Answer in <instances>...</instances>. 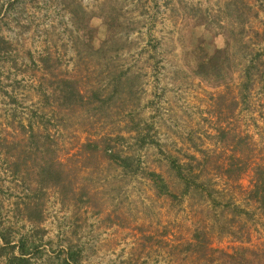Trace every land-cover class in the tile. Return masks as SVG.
<instances>
[{"label":"rangeland","instance_id":"1","mask_svg":"<svg viewBox=\"0 0 264 264\" xmlns=\"http://www.w3.org/2000/svg\"><path fill=\"white\" fill-rule=\"evenodd\" d=\"M106 135L130 166L85 156ZM57 157L62 189L41 173ZM261 185L264 0H0V232L8 255L28 238L17 264H264Z\"/></svg>","mask_w":264,"mask_h":264},{"label":"trees","instance_id":"2","mask_svg":"<svg viewBox=\"0 0 264 264\" xmlns=\"http://www.w3.org/2000/svg\"><path fill=\"white\" fill-rule=\"evenodd\" d=\"M214 56L211 57H205L203 58L201 65L205 66L207 68L210 67H214L215 65V60H214ZM67 88H65V91H62V95L64 96V99H66V97H70L73 95H79L81 97V93L79 91L74 90L73 87H71L70 90L66 91ZM70 94V95H69ZM70 107V106H69ZM47 143L45 142L44 144V148H46ZM80 147L82 149H84L85 151V156L86 154H91L94 155L95 153H99L101 151V153H104L108 156V160L110 162H113L114 164H116L117 166H120L122 168H126L128 166H130L131 164H129L130 160L132 159L131 155H122V154H118L115 153L114 149H112V147L109 144V139L106 136H102L100 139H88L86 140V142H83ZM46 150V149H44ZM84 155V152H83ZM172 166L176 169L175 170V178L177 179V181L179 182V184H183L186 185V187L189 185L190 182H193V180L195 181L197 178V174L194 173V171L192 170V168H187L184 167V165H180L178 162L177 164H175L174 162L172 163ZM41 167H42V171L41 173H43L44 176V180H46V185H54V186H58L59 188H64V183L66 185L67 181L66 179H62L59 178L63 173L64 170H69L68 168H72L70 166V164H68L67 160H63L62 158L57 157L56 159H53V161L51 163H47L46 161H44L43 163H41ZM184 167V168H182ZM54 168V172L51 170ZM73 169V168H72ZM157 179H154V181H156V185L159 188H163V187H168V182L167 180L165 181L163 179L162 176L156 174ZM52 180V181H50ZM50 181V182H48ZM262 188H264V186L261 185ZM261 188V189H262ZM165 190L168 191V193H170V191L168 190V188H166ZM255 193L256 195L258 194L259 191V187L255 188ZM264 196V194L262 195ZM260 196L259 197V204L260 206H264V197ZM25 219H27L28 221H34V219L32 220L31 217H26ZM42 219V217H41ZM41 219H37V220H41ZM30 221V222H31ZM26 240H28V238L24 239L21 238L18 245H17V249L19 252V255L14 254L10 251V255H8L7 248L10 247L11 249H13L15 247V245H11L10 244V240L7 236H5L2 232H0V258L4 257L5 259V264H17L19 262H24L26 261V257L24 256L25 254H27L29 251V248L26 247ZM31 240V239H29ZM31 243L33 242V240L30 241Z\"/></svg>","mask_w":264,"mask_h":264}]
</instances>
